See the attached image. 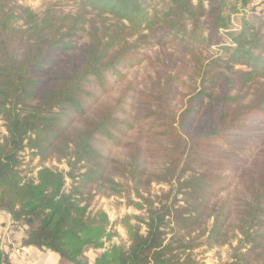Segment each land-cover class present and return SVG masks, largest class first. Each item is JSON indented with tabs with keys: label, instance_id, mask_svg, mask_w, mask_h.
I'll return each mask as SVG.
<instances>
[{
	"label": "trees",
	"instance_id": "16d2710c",
	"mask_svg": "<svg viewBox=\"0 0 264 264\" xmlns=\"http://www.w3.org/2000/svg\"><path fill=\"white\" fill-rule=\"evenodd\" d=\"M71 1L76 13L57 15L50 10L36 14L23 6L9 8V0H0V120L6 131L0 140V212L11 216L13 226H31L23 247L50 251L68 264H89L83 257L88 249L103 250L91 264H200L190 256L182 258L187 248L168 241L164 229L173 225L180 232L199 224L214 192L228 184L222 176L227 162L236 158L237 150H246L244 143L235 142L251 137L247 133L252 125L244 120L256 112L264 114V34L256 26L261 19L245 17L234 28L231 17L243 12L250 0H166L161 8L148 7V0ZM81 34L87 44L74 60L75 40ZM150 43H171V49L190 53L197 62L198 48L215 47L217 53L201 65V86L191 90L177 120L166 109L177 80L167 73L157 76L150 95L157 111L147 114L151 117L147 126L168 140L169 147L146 149L145 154L166 161L148 182L165 185L168 191L144 197L137 190L140 203L133 206L144 213L145 218H137L144 232L127 216L121 221L127 244L104 249L116 234L106 213L89 210L79 189L108 183L117 192L119 184L109 177L110 169L137 181L143 172L132 165L127 169L95 147L120 146L133 129L121 116L126 114L123 96L114 105L92 107L109 93L111 79L120 81L122 69L140 63L138 45ZM59 55L73 57L65 69L60 68ZM254 83L259 88L249 104H239L243 98L231 95L234 88ZM213 88L219 90L218 96ZM204 98L214 103L215 115L207 114L204 127L183 135L185 120ZM127 145L132 164L136 163L140 148L136 142ZM26 150L40 160L51 155L64 160L68 171L42 166L34 179H25L21 154ZM199 169L203 171L197 176L185 177ZM179 195L186 197V205L179 204ZM249 197L236 213L223 204L208 232V242H219L222 224L238 216L242 239L235 251L248 248L233 254L228 264H250L251 257H264V173ZM0 264H11L1 249Z\"/></svg>",
	"mask_w": 264,
	"mask_h": 264
},
{
	"label": "rangeland",
	"instance_id": "374dc122",
	"mask_svg": "<svg viewBox=\"0 0 264 264\" xmlns=\"http://www.w3.org/2000/svg\"><path fill=\"white\" fill-rule=\"evenodd\" d=\"M165 3H167L166 0H148V7L155 4L161 8ZM8 5L9 8L13 9L17 6L28 7L36 14H42L47 10L57 15L75 14L77 11L76 5L71 0H9ZM252 13L255 14V11L248 10L247 13L239 12L237 15L232 16L231 22L234 28H237L241 20L245 17L248 19L256 17L257 19H261L256 22V26L264 34V25H260V23H264V15L257 13L254 16ZM87 18L92 19V16H87ZM96 25H99L97 20ZM75 41L78 50L74 53V60H77L82 48L87 44V39L85 35L81 34ZM168 44L166 46H161L160 44L152 45V43L150 45L139 44L136 50L140 55V63L131 68L122 69V78L120 81L111 79V90L109 93L100 96L92 107L93 109H98L114 105L123 96L126 114H122L121 116L131 121L133 129L125 133L120 146L111 147L110 145L96 143L95 147L108 159L128 165L127 169H130L129 165H132L136 172H143V176L137 181L127 175L120 176L118 174L119 172L110 169L109 177L115 183L119 184L116 188L117 192H113L108 187V183L92 185L85 190L79 189L83 192L84 199L90 204L89 210H100L106 213L109 219L110 229L116 234L110 242L105 244L104 249L109 248L111 245L127 244V237L121 226V221L127 216L131 218L130 222L132 225H138L141 232H144L143 225L137 222V218L140 220L145 218L144 213L138 211L133 206V203H140V200L136 196L137 190L144 197H147V195L155 196L161 192L168 191V187L165 185L150 184L148 182L149 180L152 181V177L163 170L166 161L164 159L151 158L145 154L146 149L169 147L168 140L157 136L155 134L157 130H149L147 126L150 123L149 119H151V117H147V114L157 111L155 103H152L150 100L152 87L157 82V76L167 73L174 76L177 80L175 86L177 90L166 104V109L169 114L177 120L187 106V100L191 96V90L198 89L201 86L199 72L202 71L200 69H204L201 65L209 62L217 53L215 47L209 50L198 48L196 57L199 58V61L197 62L190 53H183L179 49V51L171 49L172 44ZM59 57L62 61L61 69L69 66V57L73 58L70 55H59ZM205 84L207 83L205 82L204 86ZM257 86L254 83L242 88H234L231 91V95L240 96L243 100L239 101V104L247 105L256 97L255 95L259 88ZM217 90L215 89L214 96L219 95V90ZM194 109L196 113H193L185 120L187 128L181 129V133L185 136L204 127L207 114L214 116L216 113L214 103L207 98H204L202 104H195ZM244 121H246L248 127L252 125L247 133V136L251 137H246V139L244 136L235 138V142L244 143L243 145L246 146V150H237V152H234L236 158L227 162L229 170L222 171V176L228 178L226 188L222 191L214 192L215 199L204 208V215L200 218V222L195 228L179 232L175 226L170 225L164 229L168 241L172 242L175 246L179 242L187 248L181 255L182 258L190 256L200 264H228L233 254L245 253L248 248L241 249L239 252L235 251L240 245L239 241L242 239V236L238 233L240 223L238 216L235 214L232 215L228 222L225 221L222 224V235L218 238L219 242L207 241L208 232L213 223V217L219 215L220 207L226 204L225 206L227 208L232 209L236 213L238 207L243 202L249 201L251 189L256 187L263 177L264 114L263 112H256L252 118H247ZM5 135L4 123L0 120V140ZM135 142L140 148V157L136 163L132 164L131 147L127 144ZM218 146H216L217 150L222 149L223 153L227 152L224 146L222 148ZM212 163H216V161L212 160ZM42 166L63 172L68 171L65 161H57V157L54 155L40 160L28 150L21 154V174L25 179H34L36 172ZM110 167L113 168V166ZM202 171V169L188 171L185 177L197 176ZM212 172L217 173L218 171L212 170ZM69 190L70 181L66 179L65 191L68 192ZM178 197L182 201L179 204L186 205V202H184L187 201L186 197L183 195H179ZM187 206L191 209L193 204L188 201ZM17 227H20L25 233L31 228V226L29 227L27 225H17L13 229L17 230ZM0 249L5 254V250L1 247V242ZM102 251L88 249L85 251L83 257L91 264ZM250 261V264H264V257H251Z\"/></svg>",
	"mask_w": 264,
	"mask_h": 264
},
{
	"label": "crops",
	"instance_id": "0c3cea01",
	"mask_svg": "<svg viewBox=\"0 0 264 264\" xmlns=\"http://www.w3.org/2000/svg\"><path fill=\"white\" fill-rule=\"evenodd\" d=\"M255 11V14L264 15V0H250V3L243 12ZM11 216L0 212V239L1 247L5 250L11 264H68L62 261L58 255L44 249L23 247L22 242L26 233L17 227L13 229ZM10 245V246H9Z\"/></svg>",
	"mask_w": 264,
	"mask_h": 264
}]
</instances>
